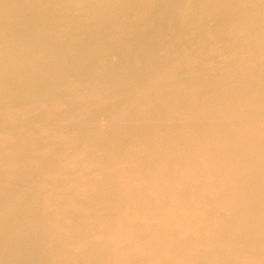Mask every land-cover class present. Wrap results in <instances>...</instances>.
Here are the masks:
<instances>
[{
  "label": "bare ground",
  "instance_id": "6f19581e",
  "mask_svg": "<svg viewBox=\"0 0 264 264\" xmlns=\"http://www.w3.org/2000/svg\"><path fill=\"white\" fill-rule=\"evenodd\" d=\"M0 264H264V0H0Z\"/></svg>",
  "mask_w": 264,
  "mask_h": 264
}]
</instances>
